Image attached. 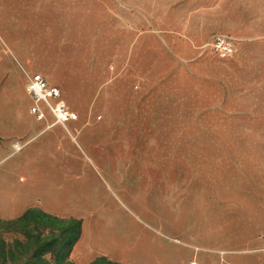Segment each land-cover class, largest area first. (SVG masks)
<instances>
[{
	"label": "rangeland",
	"instance_id": "374dc122",
	"mask_svg": "<svg viewBox=\"0 0 264 264\" xmlns=\"http://www.w3.org/2000/svg\"><path fill=\"white\" fill-rule=\"evenodd\" d=\"M212 4L215 32L200 66L180 62L154 39L131 54L118 34L110 67L109 52L94 49L91 37L51 47L45 35L43 44L41 35H20L31 63L53 65L48 79L77 114L68 125L79 156L69 184L88 236L114 249L123 243L136 264H156L159 253L170 256L166 264H188L194 248L199 264H264V39L236 35L247 27L249 37H264V0ZM183 20L168 19L166 29L179 30ZM220 36L235 50L239 44L235 59L210 51ZM0 238L14 239L2 229Z\"/></svg>",
	"mask_w": 264,
	"mask_h": 264
},
{
	"label": "crops",
	"instance_id": "0c3cea01",
	"mask_svg": "<svg viewBox=\"0 0 264 264\" xmlns=\"http://www.w3.org/2000/svg\"><path fill=\"white\" fill-rule=\"evenodd\" d=\"M134 1L0 0V32L8 37L7 41L2 37L5 49L0 51V220H15L30 209L61 219L79 220L81 233L68 257L71 264H91L100 257L118 264H136V256L134 252L125 255L123 243L114 249L88 236L90 224L77 204V187L69 184L79 157L70 126L69 132L60 126H50L52 118L47 111L43 120L33 119L29 114L30 98L24 88L26 75L39 74L60 90L54 80L48 79L47 71L53 65L31 63L29 52L22 51L20 35H41L40 41L45 35L51 47L69 43L73 38L83 43L91 37L94 49L109 52L110 67L116 62L118 34L124 35L131 54L154 39L162 49H175L180 62L203 64L199 53L215 32L210 26L212 0H174V5L168 8L164 0H157L158 4L152 7L134 6ZM198 1L204 4L188 9V5ZM172 18L184 20L179 30L169 32L166 24ZM247 29L236 34L240 40L264 39L249 37ZM238 46L237 43L230 58H236ZM31 53L38 57L39 50ZM85 160L93 167L89 157ZM69 194L74 196L71 202ZM156 233L163 234L159 228ZM196 254L194 248L188 264L202 260V255L198 258ZM223 254L220 253L221 259ZM169 260L170 256L159 253L156 264Z\"/></svg>",
	"mask_w": 264,
	"mask_h": 264
},
{
	"label": "trees",
	"instance_id": "16d2710c",
	"mask_svg": "<svg viewBox=\"0 0 264 264\" xmlns=\"http://www.w3.org/2000/svg\"><path fill=\"white\" fill-rule=\"evenodd\" d=\"M0 225L3 235L14 237L11 243L0 238L3 264H71L68 257L81 233L79 220L57 218L36 209L27 210L12 221L0 220ZM45 234L50 236L49 239ZM47 254H50L49 261L45 259ZM101 262L118 264L105 257L97 258L91 264Z\"/></svg>",
	"mask_w": 264,
	"mask_h": 264
},
{
	"label": "built area",
	"instance_id": "2783aa9c",
	"mask_svg": "<svg viewBox=\"0 0 264 264\" xmlns=\"http://www.w3.org/2000/svg\"><path fill=\"white\" fill-rule=\"evenodd\" d=\"M210 51L220 59H227L235 52L234 43L225 37H215L209 45ZM25 92L31 100L29 114L36 120H43L47 111L52 118L50 126H60L69 132L68 125L77 120V114L72 111L62 93L39 74L26 75ZM189 264H198L192 261Z\"/></svg>",
	"mask_w": 264,
	"mask_h": 264
},
{
	"label": "bare ground",
	"instance_id": "6f19581e",
	"mask_svg": "<svg viewBox=\"0 0 264 264\" xmlns=\"http://www.w3.org/2000/svg\"><path fill=\"white\" fill-rule=\"evenodd\" d=\"M17 148V147H16Z\"/></svg>",
	"mask_w": 264,
	"mask_h": 264
}]
</instances>
